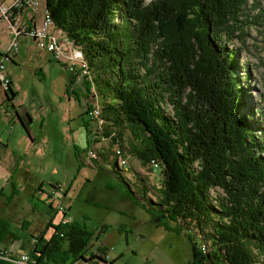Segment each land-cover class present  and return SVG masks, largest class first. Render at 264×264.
<instances>
[{"label":"trees","instance_id":"obj_1","mask_svg":"<svg viewBox=\"0 0 264 264\" xmlns=\"http://www.w3.org/2000/svg\"><path fill=\"white\" fill-rule=\"evenodd\" d=\"M246 3L45 0L54 23L82 51L91 77L85 88L93 87L98 96L102 136L118 148L98 160L148 211L157 209L150 212L157 226L185 231L192 264H264V132L258 140L237 115L235 51L222 45L243 27ZM125 129L131 134L127 146ZM129 152L146 168L157 167L156 194L131 169ZM119 156L124 162L118 168ZM48 227L50 236L41 230L28 251L36 263L74 264L86 253L92 233L84 223ZM8 236L16 237L2 226L0 248Z\"/></svg>","mask_w":264,"mask_h":264},{"label":"rangeland","instance_id":"obj_2","mask_svg":"<svg viewBox=\"0 0 264 264\" xmlns=\"http://www.w3.org/2000/svg\"><path fill=\"white\" fill-rule=\"evenodd\" d=\"M41 5H46L45 0H41ZM241 20L243 27L237 29L232 38L223 39L222 45L235 51L232 70L238 80L240 93L237 115L247 120L259 140L264 132V0H247ZM3 25L0 24L2 55L7 47L6 36L1 29ZM242 30L244 34H240ZM23 55L26 61L13 63L6 58L4 65L19 88L16 101L24 113L23 119H26L25 112L33 118L28 129L37 136V140L29 155L32 161L29 167L43 181V191L37 192L38 199L32 197L28 185L35 184L33 177L32 180L17 181V191L14 192L11 180H0V219L7 223L2 225L0 222V228L6 226L9 232L18 237L14 240L8 236L1 244L2 249H8L11 253L28 252L35 240L34 236L39 235L41 230H46L45 236L49 237L53 228L48 227L47 222L53 217L54 223H57L61 216L57 208L61 204L65 208L68 206L66 216L84 223L85 228L92 233L86 253L95 250L101 252L108 248L112 264H192V246L184 230L157 226L150 213H157V209L151 207L148 211L143 206V200L107 169L105 162L99 160L100 168L97 169V163L95 166L93 162L82 161L76 154V146L81 149L88 147L83 124L87 118L86 103L99 104L94 88L89 92L85 88L86 81L90 83L91 80L85 59L82 62L88 79L83 78L81 84L73 80L72 70L61 59L46 60L37 49H31V54ZM1 106L0 115L5 118L7 110L4 105ZM162 107L171 114L169 105ZM42 121L43 125H40ZM55 127L57 135L52 130ZM18 130L26 134L21 123ZM101 137L94 135L92 138L95 142ZM122 137L127 146L131 140L130 132L125 129ZM107 145L109 149L114 148L113 141L109 140ZM89 147L97 150L95 146ZM25 154L21 149L23 158ZM126 159H130L132 166L148 177V189L156 194L155 184L153 186L150 177L152 174H146L150 169L144 168L143 172V167L134 157L128 156ZM116 162L119 168L123 162L121 156L116 158ZM18 177L23 178L21 173ZM154 177L159 179L157 174ZM54 182H58L65 190L69 188L66 198L60 192L56 197L48 196ZM214 194V190H211V195ZM148 196L151 201L156 199L151 194ZM24 219L27 223L23 227ZM167 220L171 227L176 225L169 218ZM198 245L204 250L200 243Z\"/></svg>","mask_w":264,"mask_h":264},{"label":"built area","instance_id":"obj_3","mask_svg":"<svg viewBox=\"0 0 264 264\" xmlns=\"http://www.w3.org/2000/svg\"><path fill=\"white\" fill-rule=\"evenodd\" d=\"M0 22L6 25L8 43L4 55H0V90L7 93L10 90L11 78L5 70L4 59H11L19 51L21 37L32 39L34 46L42 51L51 53L54 57L64 61V65L75 71L76 80L88 79L85 74L84 64L78 56L77 46L71 39L59 35V27L47 14L46 5H41V0H0ZM89 113L90 125L88 137L102 135L103 129H98L97 108L91 103ZM2 108V106H0ZM114 150L117 151L116 145ZM100 152L89 153V146L85 149L83 158L85 162L92 163L98 160ZM124 162V160L121 158ZM50 196L56 197L58 192L64 193V188L52 185ZM60 222H70L71 218L66 216V208L59 205ZM108 248L103 251L84 253L74 264H112L108 256ZM0 259L15 264H38L32 259L28 252L11 253L8 249L0 248Z\"/></svg>","mask_w":264,"mask_h":264},{"label":"crops","instance_id":"obj_4","mask_svg":"<svg viewBox=\"0 0 264 264\" xmlns=\"http://www.w3.org/2000/svg\"><path fill=\"white\" fill-rule=\"evenodd\" d=\"M0 24H3V23L0 22ZM1 29L4 32V34L6 36L7 43H8V33L6 31V25L4 24L3 27H1ZM20 44H21V48L19 49L18 53H16L10 59V61L13 63H19L20 61H23L24 60L23 54H26V53L31 54V49H37L34 46L32 39H30L26 36L21 37ZM22 49H25V50H22ZM37 50L39 51V54H44L46 60H50L51 58L57 59L56 57H54L49 52L42 51L39 49H37ZM0 54H1V52H0ZM24 61H26V60H24ZM72 72H73V80L75 79L74 81H77L75 78V71L72 70ZM8 75L11 78V89L7 93L2 92L0 90V95H1V93H3L2 94L3 96H0V100H1L0 106L4 105L6 107V110H7V113L4 114L5 118H2L1 116H3V115H0V180H2V181L11 180L12 185H13L12 191L14 192V191H17V187H16L17 181H21V180L28 181V180H32L34 178L35 184H34V182L33 183L30 182L31 184L28 185L29 186L28 188H29V192L31 193L32 197H36L38 199L37 192L43 191V188H42L43 187V181H40L39 175H36L37 174L36 171H34L32 168L29 167V166H31V163H32V161L29 159V155H30L31 150L33 148L34 142H36V140H37L36 139L37 136L35 134L31 133V131L28 129V126L33 123V118L28 112H25V115H26L25 120L27 121V123H25L26 121L23 119L24 113H22L20 111L18 102L16 101L19 88L16 84V81L13 79L12 75H10L9 73H8ZM81 84H82V82H81ZM84 105H85V101H84ZM86 120L88 121V117L86 119H84V121H83L84 127L86 124ZM20 123L24 126L26 134H24L22 131H19L20 129L18 130V125ZM40 125H43V121L40 123ZM52 130L57 135V133H56L57 128L56 127L52 128ZM86 138L88 140V142H87L88 146H95L99 150L100 153H103V154L107 153V151L111 149V148L109 149L108 145H107V142L110 140V138H108V137L106 138L105 136H102L101 140H98L95 142L93 140H91L89 137H87V134H86ZM76 147H77L76 148V154L78 155V157L80 159H82V161H85L83 158V155H82V152H84L85 149L84 148L81 149L78 146H76ZM21 149L26 153L25 158H23L21 155ZM128 156H129V158L134 157L139 162L140 166L143 167V172H144V168H146V167L141 163V161L132 152H129ZM98 162H99V160H95L93 163L96 166V163L98 164ZM128 164L130 165L131 169L133 170V172L137 176H139V177L142 176L145 180L148 181V179H147L148 177L144 173H142V171L135 169L132 166L130 159L128 161ZM95 168L99 169L100 165L98 164ZM106 168L110 170V168L108 167V164H106ZM148 170H149V168H148ZM19 173H21L23 178L18 177ZM112 173L114 174V172H112ZM146 174H152V176H150V175L149 176L153 179V181L157 180L156 177H154V176L156 174L158 176V172L154 168L151 167L150 172H147ZM115 176H117V175H115ZM55 184L57 185L58 182L57 183L54 182L52 185H55ZM68 189H69L68 187L66 190L64 189V193H63L64 198H66V196H68ZM123 193L125 196H127V199L131 200V197L128 194H126L125 192H123ZM48 196H50L49 193H48ZM50 204L52 206V203H50ZM67 208H68V206H67ZM67 208H66V211H68ZM59 220L60 219L57 220V223ZM49 222L54 223L53 217L48 220L47 224ZM17 238L18 237L16 236L13 239L15 240ZM34 242H35V240H33V243ZM90 251H93V250H90Z\"/></svg>","mask_w":264,"mask_h":264},{"label":"bare ground","instance_id":"obj_5","mask_svg":"<svg viewBox=\"0 0 264 264\" xmlns=\"http://www.w3.org/2000/svg\"><path fill=\"white\" fill-rule=\"evenodd\" d=\"M46 10H47V14L49 15L50 19H52L51 15H50V12H49V9L47 8V6H46ZM59 35H60V36H64L65 38H68L67 35L65 34V32H64L61 28H59ZM68 39H69V38H68ZM77 52H78V56H79V58L81 59V61H83L84 57H83L82 51L79 49L78 46H77ZM97 104H98V103H97ZM95 106H96V108H97V110H98V112H97V117L99 118V112H100V111H99V107H100V105L98 104V105H95ZM102 126H103L102 119L99 118V120H98V129H102ZM89 152H90V153H96V150H95L94 147H91V148L89 149Z\"/></svg>","mask_w":264,"mask_h":264}]
</instances>
